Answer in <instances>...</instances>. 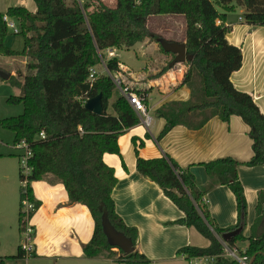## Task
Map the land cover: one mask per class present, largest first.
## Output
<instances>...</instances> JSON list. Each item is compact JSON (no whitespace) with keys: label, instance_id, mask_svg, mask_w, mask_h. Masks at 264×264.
<instances>
[{"label":"trees","instance_id":"16d2710c","mask_svg":"<svg viewBox=\"0 0 264 264\" xmlns=\"http://www.w3.org/2000/svg\"><path fill=\"white\" fill-rule=\"evenodd\" d=\"M34 1L37 4L34 13L24 6H12L0 13V55L28 58V73L23 81L14 75L9 78L13 85L21 88V93L7 98L10 104H22L23 112L0 119L2 127L14 132L15 144L26 141L32 151L28 160L31 171L26 185L20 188L21 205L28 198L36 210L40 202L35 199L31 182L53 174L64 184L69 200L86 205L95 221L92 238L83 246L86 256L94 257L108 250L120 264H152L136 247L129 254L115 250L103 231L102 216L106 213L115 228L131 237L134 246L137 244V228L126 224L116 211L113 190L118 178L103 155L121 154L119 136L138 124L140 117L122 95L110 105L115 82L96 67L103 66L104 61L110 71L122 72L117 57L106 58L108 48H129L146 38L158 41L161 36L147 26L149 16L184 15L185 62L189 67L183 84L192 89V95L187 101H173L159 109V115L166 119L159 138L179 124L199 129L212 117L228 121L232 115H238L249 126L252 140L253 155L244 164L264 166V113L253 95L239 90L231 80L232 73L243 64V53L240 46L227 39L229 28L225 25L227 14L243 7L242 19L246 23L264 26V0H116L114 6L103 0H73L72 4L67 0ZM4 14L16 21L18 33L23 34L22 50H14L6 44L9 28ZM168 68L166 66L165 70ZM92 69L96 73L95 79L90 81ZM133 91L144 97V92ZM99 93L103 99L102 114L84 106ZM132 139L137 170L156 182L185 213L176 222L196 228L210 241L207 247L183 246L177 251L179 255L189 261L206 257L207 264H240L226 254L221 236L241 226L242 231L225 241L226 245L236 249L239 255L247 256L249 261L255 256L252 264H264V191L259 193L257 216L246 236L248 203L237 169L240 162L222 157L203 163L213 182L227 185L236 197L237 223L220 227L210 215L204 192L197 189L193 172L168 155L141 157L139 148L144 140ZM19 221L22 230L21 210ZM244 242H247L245 246ZM35 256V251L27 254L20 245L16 254L0 255V264H6L9 258Z\"/></svg>","mask_w":264,"mask_h":264},{"label":"crops","instance_id":"0c3cea01","mask_svg":"<svg viewBox=\"0 0 264 264\" xmlns=\"http://www.w3.org/2000/svg\"><path fill=\"white\" fill-rule=\"evenodd\" d=\"M12 6H24L33 13L37 11L34 0H0V13H5ZM237 11L239 14L235 16L233 13ZM234 12L228 13L226 17L225 25L229 28L227 39L242 48L243 64L232 73L231 80L239 90L251 93L264 113V26L246 23L242 19L243 7H238ZM147 26L167 40L186 42V18L182 14L151 15ZM131 47L134 48L131 64L120 60L119 50L122 48H108L106 54L109 56L108 52L114 50V57L121 63L122 72L118 74L124 84L132 90L144 92L150 123L145 124L140 118L138 124L119 136L121 154L103 155L104 161L115 169L118 178L113 190L116 211L126 224L137 228L135 247L152 264L190 263L184 255L177 253L178 249L187 245L207 247L210 241L196 228L176 222L185 213L165 195L156 182L137 170L136 147L132 138L138 137V142L139 138L144 140V145L139 148L141 157L168 155L181 167L193 172L197 189L204 192L210 215L220 227L237 223L236 197L227 185L213 182L203 163L222 157H232L240 162L237 169L248 203L244 226L246 236L250 234L251 225L257 216L259 193L264 191V166L244 164L253 155L252 140L249 126L238 115H232L228 121L218 116L212 117L199 129L179 124L159 138L166 123V119L159 115V109L170 102L187 101L191 98L192 89L183 84L189 66L186 62L170 66L174 58L172 54L162 51L160 43L150 38ZM0 56L20 58L18 65L11 66L9 63V68L3 66L0 70L23 81V76L28 73V58L22 55ZM102 63L105 64L104 61ZM166 66L169 68L165 70ZM19 72L21 76L18 75ZM4 80L0 77V84ZM4 82L8 84L10 81L8 79ZM13 86L21 91L20 87ZM114 101L111 98L110 105ZM31 187L35 199L40 202L28 221L34 229L32 250L36 256L33 259L42 260V264H120L108 250L94 257L86 256L83 246L92 238L95 221L86 205L69 200L65 186L58 178L49 173L32 181ZM7 228L10 231L4 235L9 238L8 241L3 237ZM13 231L14 227H8L7 220L2 217L0 255H11L5 254L2 248L5 244H11L12 249L15 245H21V229H18V233ZM246 243H243L244 246ZM13 259L15 258L7 259L6 264H10Z\"/></svg>","mask_w":264,"mask_h":264},{"label":"rangeland","instance_id":"374dc122","mask_svg":"<svg viewBox=\"0 0 264 264\" xmlns=\"http://www.w3.org/2000/svg\"><path fill=\"white\" fill-rule=\"evenodd\" d=\"M107 5L114 6L116 0H103ZM69 4L73 3V0H67ZM93 7L90 8L92 10ZM239 10V9H238ZM234 12L235 16L238 13ZM161 36V35H160ZM6 42L10 44L14 50H22L24 46V36L22 33H16L14 29L9 28L6 35ZM106 58L109 57L106 53ZM132 55V57H131ZM115 56V55H114ZM134 48H122L119 50V58L122 62L131 64L134 59ZM112 57V56H111ZM1 57L0 56V68H9V63L11 66H16L19 64L18 57ZM12 60V62H10ZM8 61V62H5ZM16 64V65H15ZM4 66V67H3ZM96 70L103 71V66L97 65ZM6 81V80H4ZM0 84V119L10 116H15L23 112L22 104H10L7 102L6 98L11 94H19L21 91L16 90L13 84H5L6 82ZM120 95V91L116 87L113 91L112 99H116ZM23 154V149H17L14 142V132L6 129L0 124V219L3 217L7 220L8 227L12 225L14 227V233H18L20 229L19 213L21 210L20 201V188L24 183L22 182L21 174L23 171L21 163V155ZM26 185V184H25ZM24 185V186H25ZM247 221V218H246ZM10 231L7 228L4 234ZM22 232V230H21ZM6 241L9 240L8 237L5 238ZM18 244V242H17ZM21 244H22V233H21ZM11 244H5L4 248L5 254L14 255L18 252V245H15L14 249L10 248ZM117 250V249H116ZM115 258V255H113ZM33 257L13 259L10 264H42V260H35ZM59 263H62L59 261ZM65 264V263H62ZM67 264V263H66ZM182 264H191L189 262H184Z\"/></svg>","mask_w":264,"mask_h":264},{"label":"built area","instance_id":"2783aa9c","mask_svg":"<svg viewBox=\"0 0 264 264\" xmlns=\"http://www.w3.org/2000/svg\"><path fill=\"white\" fill-rule=\"evenodd\" d=\"M3 19L7 24L8 28H12L14 29V31L16 33L19 32L18 26L16 21L9 17L7 14L3 15ZM221 21L218 20V23H220ZM109 56L113 57L115 55L114 50H110L108 52ZM103 71L104 73H106L107 75L111 76L113 78V81L115 82L116 87L118 88V90L120 91V95L124 96L128 102L130 103V105L133 107V109L136 111V113L139 115V117L142 119V121L145 124H149L150 123V116L147 113L148 107L147 104L144 100V97L136 92H134L129 86L125 85L121 76H119L118 72H112L110 71L106 65H103ZM95 73L96 70L92 69L89 79L90 81H93L95 79ZM41 136L44 137V133H41ZM15 147L17 149H23V154L21 155V163H22V168L23 171L22 172V182L24 183V185L27 182V175L30 173L31 171V166L28 163L29 158L32 155V151L30 146L28 145V143L26 141H20L18 143L15 144ZM35 210V205L34 203L29 200L28 198H25L22 201V207H21V211H22V249L29 254L31 251H33V238H34V229L32 226L29 225L28 221L30 219V214L32 211ZM222 240V238H221ZM223 241V240H222ZM223 243L225 244V251L226 254L233 257L234 259L238 260L240 262V264H249V259L247 256L245 255H239L237 253L236 249H232L230 247H228L225 243V241H223ZM209 261L208 258L206 257H200V258H195L192 259L190 261L191 264H207Z\"/></svg>","mask_w":264,"mask_h":264},{"label":"water","instance_id":"95a60500","mask_svg":"<svg viewBox=\"0 0 264 264\" xmlns=\"http://www.w3.org/2000/svg\"><path fill=\"white\" fill-rule=\"evenodd\" d=\"M158 42L161 47L169 53L174 54V58L170 62V66H174L178 63H183L187 60L186 42L170 41L163 37L159 38ZM0 77L8 80L11 74L5 70H0ZM85 108L96 113L102 114L104 111L102 93L89 98L85 104ZM102 227L104 234L106 235L108 243L116 249H121L124 253L129 254L135 250V246L131 237H128L124 232L119 231L110 222L106 213L102 216ZM242 231V227H238L234 230L224 233L221 238L223 241H228L231 237L239 234ZM255 256L250 260L249 264H252Z\"/></svg>","mask_w":264,"mask_h":264}]
</instances>
